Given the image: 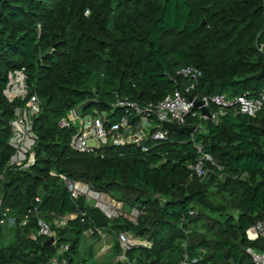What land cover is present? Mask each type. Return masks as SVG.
<instances>
[{
	"label": "trees",
	"instance_id": "1",
	"mask_svg": "<svg viewBox=\"0 0 264 264\" xmlns=\"http://www.w3.org/2000/svg\"><path fill=\"white\" fill-rule=\"evenodd\" d=\"M261 46L264 0H0V264H49L64 245L68 264H108L121 232L152 244L129 252L131 264H181L185 253L196 264H255L246 250L262 252L264 243L246 232L264 220V109L194 120L203 131L192 140L170 133L159 145L109 144L102 157L71 151L74 130L58 122L89 102L114 122L116 96L156 104L189 86L178 74L187 68L200 72L189 96L255 97L264 89L256 78ZM21 68L41 103L36 161L26 170L9 166L10 123L21 102L4 96L8 74ZM197 145L216 165L206 164L204 179L190 169ZM61 177L136 210V223L108 220L84 197L73 199ZM72 214L86 220L56 228ZM39 221L56 232L55 246L38 235ZM93 227L111 240L105 261L94 251L100 238L84 236Z\"/></svg>",
	"mask_w": 264,
	"mask_h": 264
},
{
	"label": "built area",
	"instance_id": "2",
	"mask_svg": "<svg viewBox=\"0 0 264 264\" xmlns=\"http://www.w3.org/2000/svg\"><path fill=\"white\" fill-rule=\"evenodd\" d=\"M262 50H264V46H261L260 51ZM178 74L190 83L189 86L185 87L184 91L175 90L156 104L132 102L127 99H119L116 96L112 108L119 109V118L114 122L105 120L104 116L96 110L88 115L83 114L79 108L69 110L65 117L59 120L58 127L74 130L69 143L71 151L78 154H98L102 157L101 149L109 144L118 147L128 144H163L169 140L170 135L168 131L162 129V123L164 122L174 124L178 128L194 129V132L190 134L192 140L195 132L198 130L203 131L201 123L196 124L193 122L194 120L204 123L208 121L217 123L220 117L228 113L255 117L264 109V89L255 97L241 95L228 98L226 95L217 94L200 98L189 96L200 77V72L195 68H187ZM27 81L28 77L25 69H16L8 74V83L4 90V96L8 102H21V105L15 110L14 119L10 123L11 137L9 140V145L13 150L9 166L20 170L29 169L35 164L34 147L38 137L33 125L35 117L41 111L39 98L36 93H29ZM196 102L203 104L210 117L202 115L199 109L195 108ZM195 149L198 157L196 163L190 168L192 176L204 179L208 174L206 164L215 165V163L213 158L204 152L202 146L197 145ZM141 152L147 153L148 148L145 145L142 146ZM217 169L220 170L218 167ZM61 178L65 181L73 199L84 197L90 206L98 209L108 220L124 217L131 223H136L139 215L136 210L131 209L130 213L126 214L124 206L108 195L93 190L87 184L72 182L65 177ZM75 220H80L83 223L86 216L84 214L80 216L72 214L68 218L55 221L54 225L56 228H61L68 221ZM25 224L26 222H23V225ZM38 235L45 237L46 240L53 238L54 244L52 246L57 244L56 232L52 230L50 224L39 221ZM84 236L87 238L97 236L104 239L105 233L104 230L93 227L86 230ZM246 237L250 242L261 241L264 243V220L259 221L254 227L247 230ZM115 239L119 247V253L108 264H131L128 259L129 252L139 248L150 249L152 247L148 240L133 237L128 232L117 234ZM33 240H35V237H33ZM105 248L107 254L111 253V244ZM68 249L69 245L59 246L56 256L49 264H68L67 259L63 257ZM246 252L252 257L255 264H264V251L254 252L252 249H247ZM181 264H196V261L190 260L185 253Z\"/></svg>",
	"mask_w": 264,
	"mask_h": 264
},
{
	"label": "water",
	"instance_id": "3",
	"mask_svg": "<svg viewBox=\"0 0 264 264\" xmlns=\"http://www.w3.org/2000/svg\"><path fill=\"white\" fill-rule=\"evenodd\" d=\"M257 79L264 78V69H262L261 73L256 77ZM90 106H93V103H85L82 107V110L88 109ZM195 108L199 109L202 115L210 117L209 112L203 107V104L201 102H196ZM162 129L168 131L169 133H174V134H182V133H187L191 134L194 132V129L192 128H178L174 124H170L167 122L162 123ZM54 244V239L50 238L46 240L45 245L46 246H52Z\"/></svg>",
	"mask_w": 264,
	"mask_h": 264
},
{
	"label": "rangeland",
	"instance_id": "4",
	"mask_svg": "<svg viewBox=\"0 0 264 264\" xmlns=\"http://www.w3.org/2000/svg\"><path fill=\"white\" fill-rule=\"evenodd\" d=\"M93 111H95V107L94 106L88 108L86 110L85 114L86 115L91 114ZM127 210L125 211V213L129 214L130 210L129 211H127ZM7 223H8V228L13 227V224H14L13 220L9 219ZM11 237H12L11 234H9L7 232L4 240L7 242V241L11 240ZM110 243H111V240H109V238L104 236V239H100L98 242H96L94 244V251H96L95 254H96V258H97L98 261L101 262V261H105V259H107L108 254L106 252V248L105 247L109 246ZM109 261H111V260H109Z\"/></svg>",
	"mask_w": 264,
	"mask_h": 264
}]
</instances>
